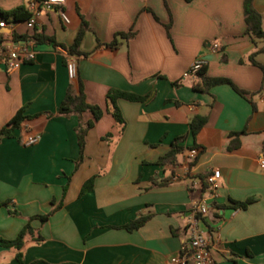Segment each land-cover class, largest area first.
<instances>
[{"label":"crops","instance_id":"0c3cea01","mask_svg":"<svg viewBox=\"0 0 264 264\" xmlns=\"http://www.w3.org/2000/svg\"><path fill=\"white\" fill-rule=\"evenodd\" d=\"M31 1L0 0V11L26 10ZM241 4L64 0L67 22L57 8L41 12L33 30L26 19L5 21L0 49L24 45L34 58L15 70L0 61V130L19 110L31 117L0 138V236L14 239L30 218L53 213L43 223L30 221L43 240L26 238L22 263L15 252L0 251V264H170L190 239L193 204L207 208L197 227L209 238L212 264H264V38L245 33ZM253 6L264 30V0ZM82 21L88 29L78 54L70 55ZM34 31L55 44L13 41ZM129 31V40L106 46ZM67 55L75 60V79L67 74ZM196 58L205 61L203 77L227 79L243 95L229 84L199 91L198 76H182ZM79 82L85 102L102 111L81 155L76 127L92 115L57 114L68 91L78 94ZM110 89L147 97L116 101L122 130L107 110ZM195 115L206 123L193 139ZM27 135L40 139L25 146ZM180 137L177 164L157 165ZM232 141L238 146L229 149ZM189 149L196 155L187 163ZM213 170L220 177L211 190L204 178ZM247 200L245 209L229 208ZM141 215L150 217L139 229L121 228Z\"/></svg>","mask_w":264,"mask_h":264},{"label":"trees","instance_id":"16d2710c","mask_svg":"<svg viewBox=\"0 0 264 264\" xmlns=\"http://www.w3.org/2000/svg\"><path fill=\"white\" fill-rule=\"evenodd\" d=\"M36 2H41L43 0H34ZM185 3L189 4L193 0H183ZM254 0H242L241 4V13L243 18V23L245 25V33L250 35L254 38H264V30L262 29V19L261 15L255 10L253 6ZM27 12L25 9L19 7L9 12H3L0 11V21L4 20L7 21L9 19L13 21L18 20H25L27 18ZM88 29L87 24L82 21L81 26L74 38L73 44L67 48V52L70 55H76L78 54V48L80 45V42ZM168 29V27H167ZM134 36V33L132 31H129L128 33H118L114 36V39L107 44L106 46L112 48L117 46V40L118 39H125L129 40ZM23 40L25 42H33L36 44H49L53 43L55 44L54 40L51 37H47L43 35L40 32L34 31L31 36H23V37H16L13 36V41ZM251 62L256 65V62L253 59V56L250 58ZM204 67L201 68V70L197 73L195 77L200 78V82L198 83L197 88L201 92H207L211 87L222 85V84H229L233 87V89L239 93L240 95H243L241 91H239L237 88H235L229 80L224 78H206L203 77ZM118 99H124L130 102H144L147 97L146 96H137L130 93L121 92L115 89H110L107 91L105 96V101L107 105V110L110 112L112 117L114 118L115 122L121 127V130L124 126V120L121 116V113L116 106V101ZM83 112H89L92 115V120L85 123V124H78L76 127V135H77V142H78V148H79V154H82L83 147H84V137L88 130L93 126L94 122L98 121L102 116V111L98 106L95 105H88L85 102V98L82 92V88L79 82V89L78 94L74 95L70 91H68L61 102L57 114L58 115H69V114H76L80 115ZM31 117L24 116L23 111L19 110L15 113V115L9 120L7 125L0 130V138L1 137H11L12 133L15 130L21 129V125L23 122L29 120ZM206 123V118L203 116L195 115L191 118L189 122V128H190V134L195 139L198 132L203 128V126ZM242 133H231L229 137H238ZM183 140V138H176L171 143L170 148L167 153H165L162 157H160L157 161V165H176L177 164V158L178 154L182 151V147L179 145V143ZM238 146V142H231V145L229 149H233ZM92 181L93 179H89L83 186L81 190V194L87 192L92 187ZM203 181V179H202ZM164 185L163 183H160V186ZM252 200H247L244 202H237V201H231L230 209L231 210H237V209H245ZM10 215L12 216H19V213L15 210H9L8 211ZM53 213L51 211L47 215L43 216H35L28 220V222L23 226V228L19 231L17 236L14 239H4L0 236V251H13L15 252V260L18 263H22V247L24 245V242L27 237L34 238L35 242L39 243L42 242V237L36 233L34 235V229L30 226V221L33 219H38L40 222H45L48 217ZM217 219H220L221 217L216 215ZM149 215H141L137 219L130 221L126 225L122 226L121 228L131 232L134 230L139 229L142 227L145 222L149 219Z\"/></svg>","mask_w":264,"mask_h":264},{"label":"built area","instance_id":"2783aa9c","mask_svg":"<svg viewBox=\"0 0 264 264\" xmlns=\"http://www.w3.org/2000/svg\"><path fill=\"white\" fill-rule=\"evenodd\" d=\"M64 0H43L41 2L31 1L26 6L27 18L25 26L28 30H33L36 26L37 17L41 12L57 8L59 14L64 22L67 18L62 11ZM6 22L0 21V28H4ZM219 48L217 43L212 45L215 51ZM33 53L26 49L24 45L8 44L3 49H0V61L4 62L6 66L11 69H17L22 63L33 60ZM205 66V61L201 58H196L190 67L183 73V78L195 77L197 73ZM66 70L70 79H75L76 69L75 60L73 57L67 55ZM40 139L39 135H27L24 141L25 146H32ZM196 155L195 149H189L186 153V162L189 163ZM259 163L264 166V159H260ZM220 177L218 170H213L211 174L204 178V182L211 190L217 187V180ZM172 180H175L173 178ZM191 213L193 216L192 233L190 239L183 247L181 253L169 259L170 264H212V259L209 252V238L198 229V216H204L207 213V208L204 204L191 205Z\"/></svg>","mask_w":264,"mask_h":264}]
</instances>
